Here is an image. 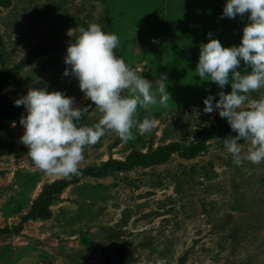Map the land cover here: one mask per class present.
<instances>
[{
	"label": "rangeland",
	"instance_id": "obj_1",
	"mask_svg": "<svg viewBox=\"0 0 264 264\" xmlns=\"http://www.w3.org/2000/svg\"><path fill=\"white\" fill-rule=\"evenodd\" d=\"M216 1L0 0V70L38 51L0 92L14 103L31 88L61 91L75 98L74 107L88 109L78 125L97 123L101 113L78 80L63 75L66 49L74 42L69 31L96 23L118 35L114 51L129 68L154 87L166 77L172 102L167 109L138 110L141 121L154 120L150 133L134 129L135 138L124 143L106 131L85 148L79 168L124 161L133 151L173 141L186 144L216 114L204 113V99L221 91L196 76L200 44L211 32L224 47L238 45L249 23L247 14L221 19L225 0ZM244 68L242 63L238 70ZM262 95L264 89L253 92L249 101ZM23 133L20 124L3 127L0 142L26 147ZM224 139L210 141L194 159L173 154L159 165L70 185L51 206L52 218L0 236V264H264V163L236 166ZM60 178L39 170L27 154L2 151L0 229L17 225L42 187Z\"/></svg>",
	"mask_w": 264,
	"mask_h": 264
},
{
	"label": "clouds",
	"instance_id": "obj_2",
	"mask_svg": "<svg viewBox=\"0 0 264 264\" xmlns=\"http://www.w3.org/2000/svg\"><path fill=\"white\" fill-rule=\"evenodd\" d=\"M245 14L249 23L242 29L240 43L224 47L209 32L207 43L199 46L195 69L201 82H213L221 89L218 99L212 94L204 99L203 111L218 113L236 133L222 140L236 166L245 161L264 163V95L249 101L251 93L264 89V0H225L221 19ZM69 35L74 42L66 49L64 63L69 67L63 75L78 80L85 98L101 113L98 122L78 125L88 109L74 107L75 98L61 91L31 88L14 102L27 113L19 120L24 129L20 142L35 167L67 179L79 174L85 148L97 144L106 131L117 133L124 143L135 138L134 129L141 135L150 133L154 120L145 117L141 121L138 110L152 106L167 109L172 102L166 77L156 80L154 87L153 81L116 56L118 35L105 32L96 23L71 29ZM242 63L250 70H238ZM227 85L230 92L223 91ZM244 142L250 147L245 149Z\"/></svg>",
	"mask_w": 264,
	"mask_h": 264
},
{
	"label": "trees",
	"instance_id": "obj_3",
	"mask_svg": "<svg viewBox=\"0 0 264 264\" xmlns=\"http://www.w3.org/2000/svg\"><path fill=\"white\" fill-rule=\"evenodd\" d=\"M86 28V27H85ZM191 38V35H190ZM3 46V40L0 36V48ZM38 57L36 49L31 50L18 64L12 67H4L0 70V90L12 78L17 76L21 70L31 64ZM250 69H243V71ZM231 89L228 91L230 92ZM219 98V97H218ZM217 98V99H218ZM26 115L21 107L11 103L5 95L0 92V129L12 124H20V118ZM225 118H221L218 113L215 114L209 125L202 127L194 133L191 141L184 144L179 141H173L160 145L155 149H148L145 153L133 151L124 161L110 159L101 165H89L79 168V174L72 176L71 179L60 178L45 184L37 197L33 200L29 211L21 217L20 222L12 228L6 227L0 229L2 235H18L23 230L24 224L30 220H48L52 218L51 206L55 201L60 200L62 192L70 185L77 184L85 177L104 178L114 171L127 172L135 167H149L159 165L169 160L173 154L180 155L184 159H194L205 152L208 143L221 137L236 135L232 132ZM224 124V125H223ZM4 150L15 154H27V147H13L6 142H0V153ZM184 259H181L183 263Z\"/></svg>",
	"mask_w": 264,
	"mask_h": 264
},
{
	"label": "crops",
	"instance_id": "obj_4",
	"mask_svg": "<svg viewBox=\"0 0 264 264\" xmlns=\"http://www.w3.org/2000/svg\"><path fill=\"white\" fill-rule=\"evenodd\" d=\"M216 2L219 4V0H217ZM218 4H217V7H218ZM67 188H68V187H67ZM64 191H65V190H64ZM64 191H63V192H64ZM63 192H62V193H63ZM61 195H62V194H61ZM60 198H61V196H60Z\"/></svg>",
	"mask_w": 264,
	"mask_h": 264
}]
</instances>
